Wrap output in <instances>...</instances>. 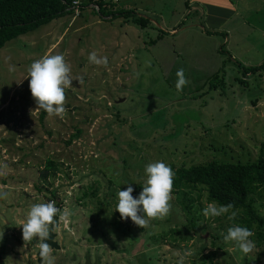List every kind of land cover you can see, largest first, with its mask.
<instances>
[{
  "label": "rangeland",
  "instance_id": "374dc122",
  "mask_svg": "<svg viewBox=\"0 0 264 264\" xmlns=\"http://www.w3.org/2000/svg\"><path fill=\"white\" fill-rule=\"evenodd\" d=\"M113 2L148 19L146 28L88 7L0 49L4 264H38V241L24 242L20 226L31 204L53 200L73 213L56 230L54 264H264V238L250 237L248 254L224 241L239 213L234 221L203 216L205 190L171 193L170 213L143 228L115 211L118 190L131 184L139 196L149 163H247L264 153V71L242 74L264 62V0H228L237 15L224 30L209 27L206 9L189 0ZM93 51L107 66L89 62ZM46 54L64 55L71 67L62 118L35 110L26 79ZM181 68L188 83L177 90ZM46 160L59 172L43 182ZM249 199L264 223V189Z\"/></svg>",
  "mask_w": 264,
  "mask_h": 264
},
{
  "label": "clouds",
  "instance_id": "9594fccd",
  "mask_svg": "<svg viewBox=\"0 0 264 264\" xmlns=\"http://www.w3.org/2000/svg\"><path fill=\"white\" fill-rule=\"evenodd\" d=\"M78 2L79 0H74V3ZM88 60L97 66L108 64V58L98 56L95 51L89 54ZM176 77V89L182 90L188 83L182 68L177 70ZM26 79L29 80L31 96L36 104L35 110L42 109L49 116L62 118L66 112L65 89L71 87L73 83L71 67L64 55L46 54L35 60L27 68ZM77 79L82 82V77ZM144 174L145 179L139 196L133 197L134 189L131 184H128L125 190H118L116 194L118 202L115 205V211L120 214L122 220L130 218L140 228L146 227L150 220L162 219L170 213L174 182L173 170L163 161L149 163L144 169ZM6 195V192L0 191V197ZM233 208V204L218 205L213 201L203 208L202 214L206 218L227 215L229 221H234L237 211ZM72 215L70 209L58 208L54 200L30 205L20 226L22 238L24 242L37 239L36 247L39 249L38 255L42 264H54L55 262V257L52 255L54 250L45 242L50 237V230L55 233L61 224L68 225ZM253 235L254 232L247 227L232 224L223 238L226 243L234 242L241 252L248 254L255 248L254 242L249 239ZM179 264H184L183 257Z\"/></svg>",
  "mask_w": 264,
  "mask_h": 264
},
{
  "label": "trees",
  "instance_id": "16d2710c",
  "mask_svg": "<svg viewBox=\"0 0 264 264\" xmlns=\"http://www.w3.org/2000/svg\"><path fill=\"white\" fill-rule=\"evenodd\" d=\"M74 0H0V49L19 36L33 32L41 26L73 13ZM97 6V10L93 7ZM91 7L93 13L111 20L124 19L137 27L146 28L148 19L135 14L132 10H122L116 7L113 0L94 2L80 0V12ZM242 68V65L237 64ZM264 71V62L252 68H243L242 74H254ZM216 76V75H215ZM220 87L224 88L223 80ZM45 116L41 113L40 119ZM174 172L172 194L178 196L186 190L194 192L205 190L207 202L215 201L218 205L233 204L234 211L242 216L235 221L240 226L254 232L258 243L263 240L264 223L253 207L250 195L264 189V153L247 163L210 162L205 165L175 168L168 165ZM59 172L56 162L46 160L40 172V180L46 182L49 177ZM54 197V191H51ZM83 195L82 198H85ZM56 198V197H54ZM257 229V231L254 229ZM0 264H4L0 256Z\"/></svg>",
  "mask_w": 264,
  "mask_h": 264
},
{
  "label": "crops",
  "instance_id": "0c3cea01",
  "mask_svg": "<svg viewBox=\"0 0 264 264\" xmlns=\"http://www.w3.org/2000/svg\"><path fill=\"white\" fill-rule=\"evenodd\" d=\"M230 3L228 0H189L188 7L196 6L198 8L199 6L203 10L206 9V24L213 29L224 30L226 25L237 15L236 6Z\"/></svg>",
  "mask_w": 264,
  "mask_h": 264
},
{
  "label": "water",
  "instance_id": "95a60500",
  "mask_svg": "<svg viewBox=\"0 0 264 264\" xmlns=\"http://www.w3.org/2000/svg\"><path fill=\"white\" fill-rule=\"evenodd\" d=\"M130 221H131V219L129 218L128 222H130ZM50 228H51V226H50ZM56 237H57L56 232L54 233V232H51V230H50V237L45 242L48 243L53 248V250H60V246L58 245V243L55 240ZM38 252H39V249H38ZM38 252L36 254V261H37L38 264H42V261H41V258L38 255Z\"/></svg>",
  "mask_w": 264,
  "mask_h": 264
},
{
  "label": "built area",
  "instance_id": "2783aa9c",
  "mask_svg": "<svg viewBox=\"0 0 264 264\" xmlns=\"http://www.w3.org/2000/svg\"><path fill=\"white\" fill-rule=\"evenodd\" d=\"M94 2H99V1H101V0H93ZM102 1H105L106 2V0H102ZM113 1H118V0H113ZM91 7H93V8H95L96 10L98 9L97 8V6H93V5H91ZM73 13H74V15L77 17V16H79L80 15V0H79V2L78 3H74L73 2ZM58 220V219H57Z\"/></svg>",
  "mask_w": 264,
  "mask_h": 264
}]
</instances>
